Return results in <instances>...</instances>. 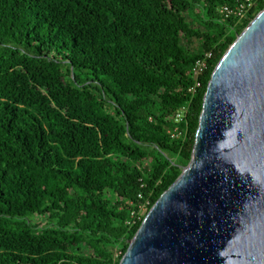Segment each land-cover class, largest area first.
Wrapping results in <instances>:
<instances>
[{
	"label": "trees",
	"instance_id": "16d2710c",
	"mask_svg": "<svg viewBox=\"0 0 264 264\" xmlns=\"http://www.w3.org/2000/svg\"><path fill=\"white\" fill-rule=\"evenodd\" d=\"M241 1L0 0V264L119 263L185 165L216 60L264 7L221 12Z\"/></svg>",
	"mask_w": 264,
	"mask_h": 264
},
{
	"label": "water",
	"instance_id": "95a60500",
	"mask_svg": "<svg viewBox=\"0 0 264 264\" xmlns=\"http://www.w3.org/2000/svg\"><path fill=\"white\" fill-rule=\"evenodd\" d=\"M118 264H264V7L216 60L185 165Z\"/></svg>",
	"mask_w": 264,
	"mask_h": 264
},
{
	"label": "built area",
	"instance_id": "2783aa9c",
	"mask_svg": "<svg viewBox=\"0 0 264 264\" xmlns=\"http://www.w3.org/2000/svg\"><path fill=\"white\" fill-rule=\"evenodd\" d=\"M252 2L253 0H242V2L239 3L234 9L224 7L221 11L225 14V16L234 14L235 16L242 17L246 9L251 6ZM210 57L211 53L207 52L203 55L202 58L197 59L193 64L191 68V76L193 78V83L188 88V91L191 94L195 93V91L201 86L199 81V75H201L203 71H205V69L207 68V61ZM180 118L181 112L175 116L176 120H180Z\"/></svg>",
	"mask_w": 264,
	"mask_h": 264
},
{
	"label": "rangeland",
	"instance_id": "374dc122",
	"mask_svg": "<svg viewBox=\"0 0 264 264\" xmlns=\"http://www.w3.org/2000/svg\"><path fill=\"white\" fill-rule=\"evenodd\" d=\"M243 17V16H242ZM172 136H177V135H174V133H172ZM143 213H147V209L143 211Z\"/></svg>",
	"mask_w": 264,
	"mask_h": 264
},
{
	"label": "bare ground",
	"instance_id": "6f19581e",
	"mask_svg": "<svg viewBox=\"0 0 264 264\" xmlns=\"http://www.w3.org/2000/svg\"><path fill=\"white\" fill-rule=\"evenodd\" d=\"M241 2H242V1H241ZM236 6H237V5H236ZM236 6H235V7H236ZM233 9H234V8H233ZM221 12H222V11H221ZM222 13H223V12H222ZM223 14H224V13H223ZM244 14H245V12H244ZM224 15H225V14H224ZM227 16H228V15H227ZM243 16H244V15H243ZM237 17H238V16H237ZM240 18H241V17H240ZM252 19H253V18H252ZM252 19H251V20H252ZM251 20H250V21H251ZM250 21H249V22H250ZM249 22H248V23H249Z\"/></svg>",
	"mask_w": 264,
	"mask_h": 264
}]
</instances>
